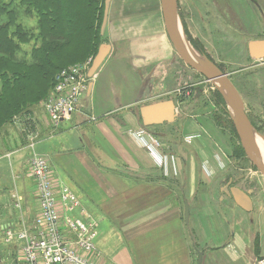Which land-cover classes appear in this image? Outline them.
<instances>
[{
  "label": "crops",
  "instance_id": "crops-1",
  "mask_svg": "<svg viewBox=\"0 0 264 264\" xmlns=\"http://www.w3.org/2000/svg\"><path fill=\"white\" fill-rule=\"evenodd\" d=\"M251 1L263 15L264 0ZM180 3L177 0L178 12ZM103 43L110 46L109 53L71 119L53 125L40 103L28 113L36 117V140L28 116L19 120L22 128L17 126L10 137L13 147L1 138L0 167L10 169L8 159L13 158L19 184L6 186L7 195L0 172V234L5 239L7 225L19 229L22 216L30 222L35 215V184L27 173L30 158L40 154L52 157L54 179L83 200L99 229L104 223L108 236L101 238L103 248L96 243L100 264H198V251L203 253L201 264H256L264 259V175L257 177V168L246 174L229 168L231 158L207 130L210 120L203 114L196 121L189 118L191 105L180 93V62L167 32L162 0H112L97 53ZM95 56L89 52L72 64L92 63ZM166 100L175 103L174 119L145 125L141 108ZM161 115L157 111L154 117ZM183 125L195 130L187 131L182 140ZM141 128L159 138L163 147L138 137L135 132ZM189 135L194 136L190 142ZM57 137L62 142L54 152L34 151ZM25 149L33 153L24 155ZM237 174L243 181L236 185L251 191V211L225 191L222 197L216 193ZM16 191L23 197L22 211L14 206ZM185 200L190 204L189 224ZM111 241L119 250L114 255Z\"/></svg>",
  "mask_w": 264,
  "mask_h": 264
},
{
  "label": "rangeland",
  "instance_id": "rangeland-1",
  "mask_svg": "<svg viewBox=\"0 0 264 264\" xmlns=\"http://www.w3.org/2000/svg\"><path fill=\"white\" fill-rule=\"evenodd\" d=\"M12 1L13 3L11 6H17L20 0H0V5ZM180 1V35L202 56V59H210L213 63L223 67L225 72L230 74L232 81L243 96L246 111L255 122H258L260 129L256 128L252 123L257 135L264 139V61L258 60L256 62L248 57L247 53L249 42L255 38L264 36L263 9L259 5L258 9L257 5L251 0ZM17 10L18 22H21L28 28L36 27L37 19L34 15L25 14L22 8L18 6ZM260 11H262L261 15H259ZM30 46L31 44H28L25 47L30 48ZM176 56L180 62L177 66L181 78L179 87L191 90L189 95L183 94L185 95L183 98L186 104L191 105L188 107L189 118L196 121V116L198 114H203L204 119L210 120L209 122L211 124H209L210 126H206L208 128L206 129L217 142H220L222 151L231 158V162L228 164L229 168L234 166L238 169V173L245 174L251 169L255 171L253 165L247 158L246 160L238 156V149H240L241 153L240 147L242 146L232 128V109L226 99L223 89L217 87L212 81H207L205 76L188 66L177 53ZM254 62H256L257 65H254ZM221 98H223L226 103L225 108H223L220 103ZM45 101L41 102V107L44 106ZM28 113L8 123L3 128L0 139L2 138L7 144L10 142V146L13 147L10 137L14 129H17V126L19 127V120H23L28 116L30 117L28 120L31 119L28 121L31 123L28 124V128L31 130V133L34 131L35 134L37 133L35 135L36 140L38 130L36 127H33V124L37 122L35 120L36 117H34L33 120L32 116ZM190 129L195 130V127L181 126L179 130L180 139L182 138L183 140L186 132ZM21 131L24 133L23 130ZM44 136L45 134L43 137ZM62 137L63 136L59 138ZM59 138H55L54 141H47L48 143L44 142L38 144L34 151L36 153L54 152V146H59L62 142V139ZM2 139L0 141H2ZM29 153H33V151L25 149L23 152L24 155ZM10 159H8L10 169L5 165L0 167L1 180L3 182V187L7 190V195H9V189H6V186L13 188L15 184H19V180L15 177L16 171L13 163L11 165L13 158ZM51 159L52 157H50V160ZM260 175L261 173L258 171L256 176L260 178ZM236 179H238L236 182L240 184L243 181L239 176L236 177ZM28 184L29 188L31 187L33 189L30 180ZM223 189L224 185L216 191L217 194H221V197ZM10 202L12 203V201ZM107 236L108 233L105 230L104 223H102L96 241L99 247L103 248L101 238ZM114 242H110L112 246V255L119 252L116 241ZM11 245L12 244L5 242V239L0 234V264H15L17 255L16 247Z\"/></svg>",
  "mask_w": 264,
  "mask_h": 264
},
{
  "label": "trees",
  "instance_id": "trees-1",
  "mask_svg": "<svg viewBox=\"0 0 264 264\" xmlns=\"http://www.w3.org/2000/svg\"><path fill=\"white\" fill-rule=\"evenodd\" d=\"M12 3L0 5V135L8 123L47 99L58 71L89 52L96 55L105 11V0H20L17 6L37 19L36 27L28 28L18 22L19 9ZM220 103L225 108L223 98ZM240 148L238 156L249 160Z\"/></svg>",
  "mask_w": 264,
  "mask_h": 264
},
{
  "label": "built area",
  "instance_id": "built-area-1",
  "mask_svg": "<svg viewBox=\"0 0 264 264\" xmlns=\"http://www.w3.org/2000/svg\"><path fill=\"white\" fill-rule=\"evenodd\" d=\"M91 61L71 64L55 76L53 88L44 107L53 125L71 119L79 109L89 87L88 75ZM191 90L182 89L189 95ZM138 137H147L154 147L163 143L146 128L135 132ZM194 136H188L190 142ZM161 167V163H158ZM50 157L34 154L29 160L28 177L35 184L37 210L30 222L24 221L16 229L7 225L5 241L16 247L15 264H100L96 241L99 236L98 222L84 207L80 198L63 182L53 177ZM14 206L22 211L23 197L13 194ZM115 264V263H108ZM256 264H264L259 259Z\"/></svg>",
  "mask_w": 264,
  "mask_h": 264
},
{
  "label": "water",
  "instance_id": "water-1",
  "mask_svg": "<svg viewBox=\"0 0 264 264\" xmlns=\"http://www.w3.org/2000/svg\"><path fill=\"white\" fill-rule=\"evenodd\" d=\"M112 0H105L104 18L101 26V34L104 33L108 21V13ZM162 8L164 19L166 23L169 38L176 49L180 58L192 67L197 72L201 73L208 80L212 81L217 87L222 88L227 101L231 106V116L233 123L238 132L240 143L245 150L246 156L257 168V170L264 175V163L260 159L258 153L255 151V140L257 132L252 124L244 105L243 98L232 81L230 74L224 72L217 64L206 58L205 62L195 60L186 49L182 36L180 35V16L177 9V0H162ZM179 24V25H178ZM110 46L106 43L101 44L98 53L92 60L88 71L89 77L92 79L100 68L101 64L107 57ZM248 50L250 55L256 60L264 59V38L254 39L249 42ZM92 83L89 84V88ZM158 111V119L154 114ZM141 114L144 123L147 126L159 124L162 122H169L174 119L175 103L173 100L160 101L145 105L141 108ZM238 179H230L224 186L225 191L229 196L233 197L235 202L246 211H251L253 203L251 199V191H245L238 185H233ZM185 221L189 224L190 221V204L185 200ZM198 264L202 263L203 253L198 251Z\"/></svg>",
  "mask_w": 264,
  "mask_h": 264
},
{
  "label": "bare ground",
  "instance_id": "bare-ground-1",
  "mask_svg": "<svg viewBox=\"0 0 264 264\" xmlns=\"http://www.w3.org/2000/svg\"><path fill=\"white\" fill-rule=\"evenodd\" d=\"M182 41L185 44V47L188 50L189 54L195 60L199 62H205V60L201 58L202 56L193 47H191L190 44L183 37H182ZM254 140H255V146H256L255 151L258 153L260 159L264 163V143H263L264 139L256 134V136L254 137Z\"/></svg>",
  "mask_w": 264,
  "mask_h": 264
},
{
  "label": "flooded vegetation",
  "instance_id": "flooded-vegetation-1",
  "mask_svg": "<svg viewBox=\"0 0 264 264\" xmlns=\"http://www.w3.org/2000/svg\"><path fill=\"white\" fill-rule=\"evenodd\" d=\"M180 12V11H179ZM261 38H264V37H259V38H255V39H261ZM247 53H248V57H250L251 59H253L254 61H258V60H256V59H254L251 55H250V52H249V50H248V46H247ZM262 61H264V59H262ZM256 62H254V65H257L256 64ZM225 72V71H224ZM207 79V78H206ZM207 81H210V80H208L207 79ZM239 90V89H238ZM240 92V91H239ZM241 94V93H240ZM241 96H242V94H241ZM242 98H243V96H242ZM243 101H244V99H243ZM244 105H245V101H244ZM247 112V111H246ZM247 114H248V112H247ZM248 116H249V118H250V120H252L251 119V116L248 114ZM252 122V121H251ZM234 124V123H233ZM235 126V125H234ZM235 129H236V127H235ZM236 132H237V130H236ZM237 135H238V132H237ZM238 137H239V135H238ZM240 139V138H239ZM250 161V160H249ZM251 162V161H250ZM251 164L253 165V163L251 162ZM254 166V165H253ZM236 179V178H235ZM235 184H237V182H235V183H233V185H235Z\"/></svg>",
  "mask_w": 264,
  "mask_h": 264
}]
</instances>
